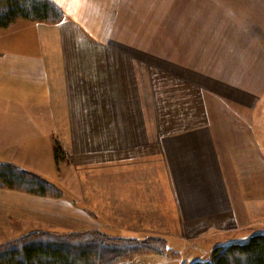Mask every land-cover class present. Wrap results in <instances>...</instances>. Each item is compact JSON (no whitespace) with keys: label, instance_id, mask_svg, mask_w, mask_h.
<instances>
[{"label":"crops","instance_id":"crops-1","mask_svg":"<svg viewBox=\"0 0 264 264\" xmlns=\"http://www.w3.org/2000/svg\"><path fill=\"white\" fill-rule=\"evenodd\" d=\"M51 1L61 21L0 28V161L64 194L0 188V241L98 229L192 244V262L264 232V28L225 25L228 0Z\"/></svg>","mask_w":264,"mask_h":264},{"label":"trees","instance_id":"trees-1","mask_svg":"<svg viewBox=\"0 0 264 264\" xmlns=\"http://www.w3.org/2000/svg\"><path fill=\"white\" fill-rule=\"evenodd\" d=\"M20 18L57 23L62 20L63 12L51 0H0V28ZM62 152L56 143V161ZM0 186L50 197L64 194L60 187L45 177L6 161H0ZM166 246L167 241L159 236H117L98 229L37 230L1 242L0 264H115L145 251H169ZM209 258L189 264H264V232L216 246Z\"/></svg>","mask_w":264,"mask_h":264},{"label":"rangeland","instance_id":"rangeland-1","mask_svg":"<svg viewBox=\"0 0 264 264\" xmlns=\"http://www.w3.org/2000/svg\"><path fill=\"white\" fill-rule=\"evenodd\" d=\"M220 2L223 4L222 0H220ZM229 2L231 3L229 4ZM251 2L253 1L252 0H240V1L239 0H233V1L228 0L227 10H230V12H227L226 16H221V20H224L225 25H227L228 27L237 28L239 25H242L243 31L242 32L237 31V33L241 34L245 38L246 41H249L252 38H255V36H258L257 35L258 32L259 34H261L264 28V16H261V15L260 17L256 16L254 7L253 5L250 4ZM217 3H218L217 1L212 0V6L214 5L215 9L218 6ZM221 8L224 9V6L222 5ZM237 8L238 9L241 8L242 10L236 11ZM250 9H253V10H250ZM223 12L224 11L222 10V12H220V15L223 14ZM213 13L214 12H212V15H211V21H213L216 18V16H214ZM247 24L259 25L257 27L258 28L257 31L256 29L252 30L251 27H249L247 30L246 29ZM259 28H261L260 31H258ZM258 103H259V108H258L259 112H258L257 120L260 123V129H258V135H259L258 144H259V152H260L259 153V160H260L259 168L262 169L264 168V93L260 97V100ZM259 178H260V182H262V186L260 185L259 196L264 197V171H260ZM0 188H6V187L0 186ZM6 189H10V188H6ZM11 190H15V189H11ZM16 191L22 192V193H28V192H24L20 190H16ZM28 194H33V193H28ZM35 195H39V194H35ZM40 196H43V195H40ZM55 198H58V197H55ZM39 230H45V229H39ZM250 230H247V232H249ZM34 231H37V230H34ZM71 231H77V230H71ZM57 232H61V231H57ZM62 232H67V231H62ZM245 233H246V229H244L242 234H245ZM112 235H115V234H112ZM146 237H150V236H146ZM141 238H145V237H141ZM3 241H0V243ZM157 244L159 247L162 246L161 243L156 242V245ZM166 247L170 249L171 251L170 250L164 251V252L145 251L140 254L134 255L133 258L123 259L122 261L115 263V264H137L138 262H140L141 264H183V263L189 264L192 260L191 259L192 253L202 254V252L197 247H193L192 244L185 245L184 243H181L180 245L178 243L176 244L175 242L168 241ZM209 257H210V252L204 253V255L202 256V259L208 260L210 259Z\"/></svg>","mask_w":264,"mask_h":264},{"label":"built area","instance_id":"built-area-1","mask_svg":"<svg viewBox=\"0 0 264 264\" xmlns=\"http://www.w3.org/2000/svg\"><path fill=\"white\" fill-rule=\"evenodd\" d=\"M137 264H141L140 262H138Z\"/></svg>","mask_w":264,"mask_h":264}]
</instances>
